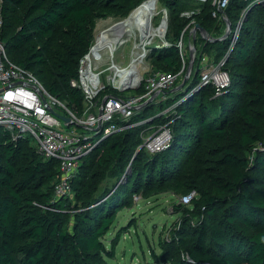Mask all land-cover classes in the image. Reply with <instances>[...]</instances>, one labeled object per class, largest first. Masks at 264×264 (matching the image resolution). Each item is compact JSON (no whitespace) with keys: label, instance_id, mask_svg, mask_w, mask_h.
<instances>
[{"label":"trees","instance_id":"obj_1","mask_svg":"<svg viewBox=\"0 0 264 264\" xmlns=\"http://www.w3.org/2000/svg\"><path fill=\"white\" fill-rule=\"evenodd\" d=\"M144 1L0 0V42L13 63L80 113L84 95L71 81L92 44L95 19L125 18ZM159 2L169 10L166 38L172 46L152 49V72L177 73L183 63L176 42L191 21L181 12L201 7L193 19L214 39L225 23L212 17L210 2ZM246 8L223 66L230 85L222 94L210 85L191 92L200 84L201 56L220 61L230 45L229 38L207 41L199 33L196 71L165 103H173L175 112L162 115V100L138 111L129 121L133 126L106 137L83 158L71 195H55L56 159L44 158L25 139L0 133V264H111L122 231L109 247L104 237L119 210L136 194L167 190L195 194L176 209L181 218L171 237L163 241L161 255L153 252L157 264H264V0H232L225 11L233 24ZM118 93L106 87L96 100ZM164 124L171 133L168 147L155 153L140 148L142 132ZM106 168L123 182L101 190Z\"/></svg>","mask_w":264,"mask_h":264},{"label":"built area","instance_id":"obj_2","mask_svg":"<svg viewBox=\"0 0 264 264\" xmlns=\"http://www.w3.org/2000/svg\"><path fill=\"white\" fill-rule=\"evenodd\" d=\"M189 1L199 6L210 2L214 7L212 17L225 23L224 33L227 32L226 38L230 39L229 49L220 61H215L207 54H203L199 61L200 84L198 88L207 85L213 86L215 94L218 96L230 85V76L223 66L238 41L245 12L249 7L243 10L237 24L234 26L231 23L229 29L227 21L230 19L225 10L232 0ZM242 1L253 2V0ZM200 11L201 7H197L185 10L181 14V16L191 19L176 42L183 63L182 69L177 73L152 72L151 70L147 75L143 74L138 84H132L128 79L121 83L120 78H122V71L125 70V67L116 63L115 56L119 48H122L131 36L136 37L138 34L140 42L135 43V49L141 43V31L133 29L131 32L129 31V36L118 32L119 35H113L117 38L114 41H111L110 35H107L103 44L109 48L114 47L115 52L113 53L102 49L92 54L97 44L96 37L95 43L80 60L77 78L71 81V85L80 89L84 95V106L80 113L70 109L67 104L51 95L32 71L13 63L8 57L5 46L0 42V127H3L2 133H9L12 141L27 140L44 158L56 159L59 162V181L55 186L56 196L71 195L72 180L83 158L90 154L101 141L116 132L133 126L134 124H129V121L138 111L152 101H163L166 99L165 92L176 87L180 78L183 77L187 65V48H195L196 59V43L193 46L196 23L193 16ZM163 12L165 17L161 18L162 21L157 26L165 23L163 36L155 35L148 39L147 45L156 37L162 39V43L154 48L172 46V43L166 38L169 10L164 7ZM130 16L131 14L119 22L127 20ZM186 33H188V40L184 38ZM199 33L202 35L198 30L196 37ZM207 34L210 38L208 40L212 41L214 39L212 34L208 32ZM147 45L143 51L136 49L144 55L143 63L152 51L148 49ZM103 66L107 69L102 68ZM139 66L142 65L139 63ZM104 81L108 85H105ZM107 86H111L119 93L107 95L104 97L107 99L106 102L103 103V99L99 103L96 98L100 91ZM142 88L143 90L139 93L127 94L128 91H140ZM170 140V129L165 125L149 138L145 148L151 153L160 152L168 147ZM193 194L183 196V201L189 204Z\"/></svg>","mask_w":264,"mask_h":264},{"label":"rangeland","instance_id":"obj_3","mask_svg":"<svg viewBox=\"0 0 264 264\" xmlns=\"http://www.w3.org/2000/svg\"><path fill=\"white\" fill-rule=\"evenodd\" d=\"M162 5H164V3H162ZM162 5L160 4V2H158L157 12L151 19L154 28L156 29H159V27L163 28V32L159 36H162L165 32V28L164 26H162L163 24L165 25V23H162L161 26L157 27L158 25H160V22L162 21L161 18L165 17L164 12H163L164 7ZM135 9H133L130 12V14ZM246 15H247V11L245 12L244 20H245ZM122 19L123 18L115 17L114 15H109L104 18H96L94 21L93 29H92L93 40H92L91 46L95 43L96 37H97V40H96L97 42H98L99 37H101L102 35H103L102 36L103 39H106V36L109 34L111 37V34L114 32L113 29L115 25L118 24L117 22L121 21ZM169 22H170V15H169V20H168V25H169ZM233 24L235 26L237 22L234 21ZM129 31L131 32L132 29L127 28L124 31V34L126 36H129ZM221 33H223V30L218 34L215 33L216 38H221L225 34L223 33L221 36ZM154 39L151 41L149 45H147L149 50H152L154 47H157L159 44L162 43L161 38L156 37ZM139 42H140V39H139L138 34L136 35V37L131 36L129 41L126 44H124L122 48H119V50L117 51L116 56H115L116 63L122 67H125V69H127L126 67L130 65L132 58L135 57L136 53L138 52L136 48L134 49V45L135 43H139ZM141 43H142V38H141ZM149 56H150V53L148 55V58H145L144 60V63H143L144 66H141V67H146L145 69L143 68L144 70L141 72L142 76L143 74L147 75L152 70V65H151ZM187 56H188V59L186 60L187 65L184 69V77L187 73V69H188L189 62H190V49L189 48H187ZM258 61L262 63L260 59H258ZM102 68L107 69V67L105 66H103ZM193 68L190 72L188 80L194 74L193 72L196 71V70H193ZM104 84L108 85V83L105 81H104ZM178 85H180V83ZM107 87H111V86H107ZM173 89H170L165 92L166 99L163 100L164 104L169 99H173L174 96L172 98H169V96L171 95L170 93L176 96L177 92L185 89V85L183 88L177 91H172ZM197 89L199 88L197 87ZM197 91L198 90L196 91L192 90L191 92L193 93ZM135 93H139V91L131 90L127 92V94H135ZM158 102L152 107L158 106L159 105ZM175 107L176 106L173 103L169 105L165 104L162 115L168 111L170 112L174 111ZM72 108L77 109V107L75 106H73ZM165 125H168V124L160 125L158 128H155V126L154 128H150V129L145 128L146 130L143 131L141 134L142 145L140 148H144L149 138L153 134L157 133L158 130L161 127H164ZM2 130H3V127H0V133H2ZM94 156H95L94 159L99 158V155L97 156L94 155ZM132 161L133 159H131L129 162L130 167H131ZM102 175H103L102 180L99 183V187L101 190L105 189L106 187H110L114 182L115 183L117 182V184L119 185L123 182V180L121 181L117 180L115 175H113L112 171L108 168L104 169V171L102 172ZM191 193H194V192H191ZM182 198H183L182 194H175L169 190L163 191L159 194H153L147 197H145L143 194H136L132 198L131 202L126 207L119 210L113 226L111 227L108 234L104 237V243L107 247H109L112 241L117 239V234L119 233V231L120 230L122 231V234L117 239V244L115 248L116 250L115 258L109 260L110 263L111 264H157L153 257V252L156 253L157 255H161L162 253L161 246H162L163 241L171 237L176 223L181 218V213H177L176 209L179 207V204L189 205V204H186Z\"/></svg>","mask_w":264,"mask_h":264},{"label":"bare ground","instance_id":"obj_4","mask_svg":"<svg viewBox=\"0 0 264 264\" xmlns=\"http://www.w3.org/2000/svg\"><path fill=\"white\" fill-rule=\"evenodd\" d=\"M158 8V3L156 0H146L144 1L139 7H137L132 13L131 16L118 24L115 25L114 27V32L111 34V41L116 40L117 38L113 35H119V33L124 34V31L127 28L137 29L141 31L142 34V43L140 45L136 46V49H140L143 51V48L145 45L148 43V39L150 37H153L155 35H161L163 32V28L159 27V29L154 28L151 19L153 16L156 14ZM162 26L165 25L163 24ZM110 35V34H109ZM103 36V35H102ZM99 37L97 45L95 46L94 50L92 51V54L97 53L99 50H104L113 53L115 52L114 47H106L103 44V37ZM163 36V35H162ZM102 38V39H100ZM141 51H138L135 55V57L132 58L131 63L127 69L122 71V78H120L121 83L125 82V79L130 80L132 84H138L139 81L142 79V74L141 72L146 68V67H141L139 66V63L143 65L142 59L144 57L143 54H140ZM144 68V69H143Z\"/></svg>","mask_w":264,"mask_h":264},{"label":"water","instance_id":"obj_5","mask_svg":"<svg viewBox=\"0 0 264 264\" xmlns=\"http://www.w3.org/2000/svg\"><path fill=\"white\" fill-rule=\"evenodd\" d=\"M227 26L228 28L230 29L231 28V22L230 20L227 21ZM200 31L203 35V37L205 39H210L209 38V35L207 34V32L204 30V28L201 27L200 24H196L195 27H194V35H193V46H195V39H196V33L197 31ZM227 32L221 37V38H217V39H212V41H215V40H218V41H222V40H225L226 37H227ZM209 41V40H208ZM195 48L192 47L190 49V63H189V66H188V69H187V73L185 75V77L183 78V81L180 83V85H178L175 89H173L172 91H177L181 88L184 87L185 83L187 82L188 78H189V75H190V72L194 66V59H195ZM107 99H104L103 103L106 102ZM100 114H101V111H100Z\"/></svg>","mask_w":264,"mask_h":264}]
</instances>
